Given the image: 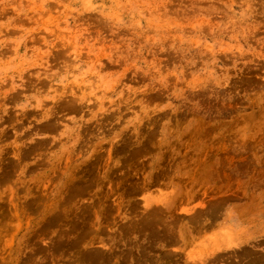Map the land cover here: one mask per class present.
I'll use <instances>...</instances> for the list:
<instances>
[{
    "label": "rangeland",
    "instance_id": "1",
    "mask_svg": "<svg viewBox=\"0 0 264 264\" xmlns=\"http://www.w3.org/2000/svg\"><path fill=\"white\" fill-rule=\"evenodd\" d=\"M0 264H264V0H0Z\"/></svg>",
    "mask_w": 264,
    "mask_h": 264
}]
</instances>
